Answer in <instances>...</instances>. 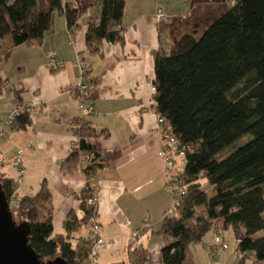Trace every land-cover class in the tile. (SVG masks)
<instances>
[{
	"label": "trees",
	"instance_id": "1",
	"mask_svg": "<svg viewBox=\"0 0 264 264\" xmlns=\"http://www.w3.org/2000/svg\"><path fill=\"white\" fill-rule=\"evenodd\" d=\"M213 1L222 6L212 7ZM223 1L192 0L190 15L173 33L170 52H154L155 111L186 149L180 174L186 192L174 197V212L153 230L165 243L163 264H198L192 247L212 229L224 238L223 232L234 231L241 264L246 259L264 263V0H238L231 6ZM125 9L126 0H101L86 32L90 53L101 54L104 41L125 45ZM56 12L66 18L70 30L79 26L78 8L70 0H0V60L11 54L2 52L4 38L10 37L14 46L38 45ZM89 73L92 86L96 80L91 66ZM8 84L0 74V96ZM14 102L21 103L20 90ZM29 123L24 112L15 119V128ZM74 134L79 143L62 161V170L81 168L87 177H98L114 166L113 154L90 142L108 138L107 129L89 126L85 119ZM83 155L88 157L84 162ZM0 176L10 199L17 192L15 179ZM18 195L15 221L31 223L30 244L42 260L91 264L92 237L75 245L71 235L54 232L46 190ZM89 196L87 186L76 196L87 224ZM40 209L48 211L46 218L40 219ZM133 253L135 264H146L147 249Z\"/></svg>",
	"mask_w": 264,
	"mask_h": 264
},
{
	"label": "crops",
	"instance_id": "2",
	"mask_svg": "<svg viewBox=\"0 0 264 264\" xmlns=\"http://www.w3.org/2000/svg\"><path fill=\"white\" fill-rule=\"evenodd\" d=\"M70 1L78 8L77 28L70 30L66 18L56 12L40 44L14 46L10 37L2 41V52L11 54L0 60V74L10 84L14 64L16 78L4 104L6 88L0 96V174L16 179V151L31 145L23 155L26 176L17 187L18 196L46 190L53 209L54 232L71 235L75 245L91 237L76 197L87 186V176L81 168L65 171L60 167L76 143L72 123L81 116L74 90L81 76L76 63L80 55L91 66V78L96 80L91 99L96 113L87 122L109 131L108 138H92L90 142L113 154L114 166L97 177L98 215L104 238L99 246L102 264H135L137 255L130 250V237L137 229L141 231L139 249H147L146 264H163L161 253L156 260L149 257L152 243H156L157 252L165 246L153 230L161 226L166 214L174 212L175 199L167 190L171 171L158 154L162 137L153 131L156 116L151 87L154 52L163 49L169 53L173 40L169 21L159 23L157 10L162 7L178 13L180 5H173L172 0H126L125 45L104 41L102 53L93 54L86 32L90 18L99 13L101 0ZM52 51L62 62L56 69L48 64ZM16 90H20V104L14 102ZM18 106L30 109L35 116L20 130H16L15 121L3 120ZM39 216L46 218L48 211L40 209ZM146 220L150 228L144 227Z\"/></svg>",
	"mask_w": 264,
	"mask_h": 264
},
{
	"label": "built area",
	"instance_id": "3",
	"mask_svg": "<svg viewBox=\"0 0 264 264\" xmlns=\"http://www.w3.org/2000/svg\"><path fill=\"white\" fill-rule=\"evenodd\" d=\"M156 19L159 23L168 20L167 12L164 8L159 7L156 13ZM76 63L80 67L81 76L75 87V96L78 100V107L81 112V116L72 123V128L78 129L81 125L85 124V119L89 116L94 115L95 107L91 100L92 98V86L90 84V66L89 64L80 56H77ZM48 64L50 68L56 69L61 62L58 60L57 53L52 51L48 54ZM152 91L155 92V88L151 87ZM27 112L30 121H34V114L30 109L18 106L11 113V115L3 118L7 123H13L15 119L22 113ZM156 116V125L153 128V131L158 132L162 137V147L159 150L158 154L161 157L166 168L171 171L168 175L167 180V190L173 196H180L185 194V188L181 179V170H182V161L185 159L186 149L184 146L178 143L176 136L172 131V127L167 123L166 119L162 114L155 111ZM2 118L0 117V120ZM78 138L76 137V143L74 146H78ZM27 147H21L16 151L14 156V163L18 170V176L15 179L16 186H20L26 176V168L24 165V153ZM88 159L87 156H81L82 162ZM87 187L90 190V196L87 199V205L91 210L90 217L88 220L90 236L93 240V245L89 254V260L91 264H98L99 256V246L104 242L102 236V225L99 221L98 216V206H99V185L97 176H88L87 177ZM10 210L12 212L13 218L17 219L19 215V201L17 198V192L13 193L8 199ZM144 227L150 228L151 223L146 220L144 222ZM141 231L137 229L132 232L130 237V250L135 251L140 248L139 237ZM211 247V256H219L223 251L231 249V244L229 240L225 239L221 234L215 232L214 241L210 244ZM237 249V246H236Z\"/></svg>",
	"mask_w": 264,
	"mask_h": 264
},
{
	"label": "rangeland",
	"instance_id": "4",
	"mask_svg": "<svg viewBox=\"0 0 264 264\" xmlns=\"http://www.w3.org/2000/svg\"><path fill=\"white\" fill-rule=\"evenodd\" d=\"M172 1H173L172 2L173 5H176L177 3L180 5L179 9L177 10L178 13H170L166 10L167 15H168V21H169V24L171 25L169 35L173 37V33H176L177 31L180 30L182 23L190 15L189 12H190L192 0H172ZM202 1L203 0H198V3H201ZM206 1H209V0H206ZM236 1L238 0H224L223 2L224 4H226V6H231ZM212 3H213L212 7L214 8H218V6L219 7L222 6L218 4L214 5L215 1H213ZM203 28L204 27H202V29ZM11 68L12 69L9 74L12 78V81L6 87L1 104H4L6 102V100L10 97L14 89V84H15L14 80L16 78L15 73H14L15 65L13 64ZM91 94H92V91H91ZM1 108L2 107H0V109ZM29 148H31V145L29 146ZM222 234L225 236V239L229 240L231 244V249L223 251L219 256H216V257L211 256L210 244L214 241V237H215V230L212 229L204 236L202 242L197 243L195 246L192 247L194 259L198 264H241L240 259L241 257H243V255L238 254L236 251L237 241H236L234 231L230 229L228 231L223 232ZM156 246H157L156 243H152L150 247L149 257L151 258V256H153L155 258L154 260H156L157 256L160 255L161 253L159 251L158 252L156 251L157 249ZM250 261H251L250 259H246L243 262V264H250ZM98 264H102V259L100 258V254L98 256Z\"/></svg>",
	"mask_w": 264,
	"mask_h": 264
},
{
	"label": "water",
	"instance_id": "5",
	"mask_svg": "<svg viewBox=\"0 0 264 264\" xmlns=\"http://www.w3.org/2000/svg\"><path fill=\"white\" fill-rule=\"evenodd\" d=\"M31 223H17L0 176V264H69L63 258L44 261L30 244Z\"/></svg>",
	"mask_w": 264,
	"mask_h": 264
}]
</instances>
